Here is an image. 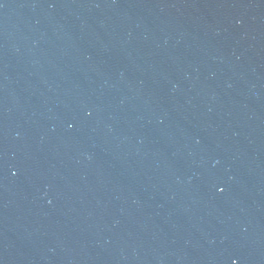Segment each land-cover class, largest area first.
Returning a JSON list of instances; mask_svg holds the SVG:
<instances>
[{
  "label": "water",
  "instance_id": "obj_1",
  "mask_svg": "<svg viewBox=\"0 0 264 264\" xmlns=\"http://www.w3.org/2000/svg\"><path fill=\"white\" fill-rule=\"evenodd\" d=\"M0 264H264V0H0Z\"/></svg>",
  "mask_w": 264,
  "mask_h": 264
}]
</instances>
